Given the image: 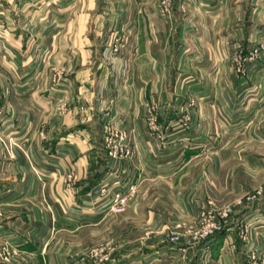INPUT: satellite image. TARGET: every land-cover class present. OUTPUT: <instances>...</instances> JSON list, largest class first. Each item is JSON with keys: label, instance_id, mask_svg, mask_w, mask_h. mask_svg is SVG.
Instances as JSON below:
<instances>
[{"label": "crops", "instance_id": "0c3cea01", "mask_svg": "<svg viewBox=\"0 0 264 264\" xmlns=\"http://www.w3.org/2000/svg\"><path fill=\"white\" fill-rule=\"evenodd\" d=\"M110 1L109 16L123 18L121 59L109 54L112 37L106 27L98 20L95 27L88 23L98 0H60L55 10L51 0H0V103L5 105L0 115V264H67L65 244L55 251L51 243L61 240L68 227L104 221L100 207L90 204L95 210L82 211L76 200L116 185L104 148L106 127L129 131L135 156L124 165L125 180L138 189L150 181L161 190L179 184L188 189L179 194L188 212L198 210L187 205L190 191L203 192L214 180L211 161L234 157L225 146L243 129L241 109L231 111V121L217 117L221 136L211 135L213 116H208L212 99L223 100L229 81L230 63L221 55L231 28L222 2L212 12L198 3L193 11L163 14L160 0ZM118 2L128 3L122 13L116 11ZM188 44L189 53H183ZM183 93L200 99L207 120L181 141L173 120ZM148 104L160 106L161 138H148ZM241 156L234 158L242 161ZM245 158L250 169L231 186L239 191L234 198L244 201L235 200V226L204 245L220 264H242L250 253L260 255L259 243H264V192L254 203L246 200L252 194L248 184L264 177V170L257 156ZM224 178L219 176V183L225 184ZM245 223L249 237L243 238L238 226ZM244 241L248 247H242ZM151 261L142 264H158Z\"/></svg>", "mask_w": 264, "mask_h": 264}, {"label": "rangeland", "instance_id": "374dc122", "mask_svg": "<svg viewBox=\"0 0 264 264\" xmlns=\"http://www.w3.org/2000/svg\"><path fill=\"white\" fill-rule=\"evenodd\" d=\"M59 1L51 0L49 7L55 10L66 0H61V3ZM198 3L209 12L216 10V6L221 3L224 6L222 12H225L227 17L226 27L231 28L227 30L228 48L221 55L223 60L226 59L230 63L226 73L229 80L227 91L223 93L220 105L219 98L212 99L209 108L213 115L207 114L213 116L211 135L221 136V133H224L223 127L215 122L217 117L223 122L231 121V111L235 107L241 109L244 117L243 129L235 136L237 140L225 148L234 157L241 154L242 161L235 160L234 157L223 163L211 161V179L215 182L211 181L210 186H205L203 192L201 188L198 193L195 190L190 191L192 200L188 199L187 205L194 204L198 210L188 212L184 206H180L183 200L179 195L188 189L177 188L179 184L172 188L173 191L166 188L170 185L161 190L150 181L152 184L138 189L136 183L125 180L128 167L124 165L131 162L135 156L129 142V131L106 127L103 131L104 148L107 149L117 175L116 185L114 188L102 186L99 192H94L87 198L83 197L86 205L83 200H76L78 209L92 212L95 209L88 207L90 204H96V207L102 209L99 212L105 213L106 217L100 223L97 220H89L91 225H84L79 229L68 227L61 240L51 243L52 250H58L65 244L67 264H142L145 260L151 263L153 258L158 264H220L217 258L210 256L209 249L204 245L235 226L234 204L237 198H234V194L239 191L231 189V186L234 188V181L244 175L241 172L250 169L249 163H245L246 156H257L260 169L264 170V0H160L159 7L163 14H170L180 9L193 11ZM110 5L111 1L98 0L96 15L89 19L91 22L88 23L95 27L98 20L99 27H106V33L112 37L109 54L115 58L122 55L121 59L125 55L126 47V39L121 29L123 18L119 13L115 18L111 13L110 17ZM117 5L116 11L122 13L128 3L118 2ZM212 24H217V21ZM189 46L183 45L182 52L189 53ZM209 86L211 90L217 89L213 82H210ZM230 90L236 92V96L232 95ZM179 101L180 113L173 120V124L178 127L175 131L180 133L183 141L199 131L202 121L207 118L205 112L200 110V99L197 96L183 93ZM4 111L5 105L0 103V115ZM215 112L218 114H214ZM159 117L160 106L148 104L144 121L149 139L162 136L163 126ZM8 149L11 150L10 147ZM219 176L225 177V184L219 183ZM263 184V176L257 177L251 185L248 184L252 186L248 189L252 194H248L247 203H254L262 196ZM109 191L111 193H108ZM119 195L128 199L121 207L115 203ZM236 201L244 204L240 196ZM113 204L116 207L113 208ZM96 210L98 211L97 208ZM82 211L80 210L81 213ZM238 228H241L243 238L249 237L246 223ZM247 244L246 241L242 242V247ZM221 246L216 244L215 250H220ZM4 251V257L10 258V252ZM259 251L260 255L252 256L250 253L243 258L242 264H264L263 242L259 243Z\"/></svg>", "mask_w": 264, "mask_h": 264}, {"label": "built area", "instance_id": "2783aa9c", "mask_svg": "<svg viewBox=\"0 0 264 264\" xmlns=\"http://www.w3.org/2000/svg\"><path fill=\"white\" fill-rule=\"evenodd\" d=\"M127 200L128 199L126 197H123L122 195H119V197L116 199V202L115 203H116L117 206H120L121 207L122 205H124L127 202ZM114 207H116V206H114V204H113V208Z\"/></svg>", "mask_w": 264, "mask_h": 264}]
</instances>
